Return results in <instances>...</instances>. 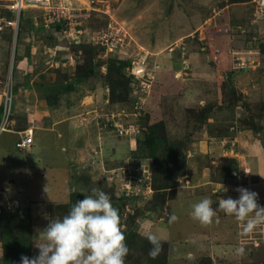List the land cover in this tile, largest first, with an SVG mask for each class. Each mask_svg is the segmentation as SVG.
<instances>
[{
  "label": "rangeland",
  "instance_id": "obj_1",
  "mask_svg": "<svg viewBox=\"0 0 264 264\" xmlns=\"http://www.w3.org/2000/svg\"><path fill=\"white\" fill-rule=\"evenodd\" d=\"M90 1L94 3V10L87 24L92 31L87 29L88 32L103 27L105 21H102V18L110 15L115 20H122L127 34L133 38L134 44L128 53L130 56L123 68L125 74L130 76L131 90L132 77L128 72L133 64L129 60L136 58L137 62L144 58L149 64L152 77L148 92L140 104L141 113L134 108L131 90L126 102L122 101L121 93L118 92L114 96L117 99L112 98L109 93V81L106 76L108 61L119 60L122 56H104L100 48L94 46L93 65L99 73L93 77L100 78L99 87L104 90V100L97 99L96 102L90 97L86 99L93 90H83L76 82L71 83L70 87L66 86L67 90L58 87L56 83L52 84L53 94L46 95L42 101L48 109L55 108L62 110L61 112L64 109L81 111L82 118L78 121L89 122L88 131H95V141L97 140V145L100 144L101 147L96 151H85L88 155H84L83 159L80 157L82 164L76 166L74 174L73 171H68L65 175L64 170L39 169L32 176H23L18 172V168L24 167L23 163L32 164L36 161L34 165L39 166L37 159L43 160L45 164V161L49 162V155L34 156L32 152H22L13 145L14 135L0 130V155L4 154L3 166L9 169V172L11 169L7 180L10 184L7 193L2 188L0 190V264H21V256H37L39 249L35 247V242L39 232L47 227L49 220L66 215L70 210L68 208L77 200L84 199V195H90L94 187L107 193L112 205L119 209L120 226L129 248L125 264H161V261L156 262L161 257H164L162 261L165 264H264V224L245 233V222L237 220L233 215L218 212L211 224L202 225L190 214L191 206L204 197L210 198L215 204L212 206L217 205L219 208V199L239 197V193L235 191L237 187L249 189L245 185L248 178L252 183L264 180V149H261L258 139L260 133L264 140V53L260 54L257 46H250L254 45L256 40L264 41L262 20L252 21V17L250 29L246 25L241 27L240 31H237L239 35L231 30L233 36L230 37L226 31L220 29L221 17L213 11L217 12V3L226 0H68L75 7H86ZM11 3V0H0V15L10 18L11 10L7 6ZM24 9L31 10V14L28 22L18 26L15 35L17 41L10 39V31L7 32L6 29L5 34H0V119L4 110V94L11 91V113L5 128L22 126L27 111L23 108L22 113L20 111L13 114V92L20 86L13 83L14 70L11 65L8 70L10 50L13 49L16 55L18 46L29 42L31 44V33L40 27L41 12L33 7ZM250 11L251 7H248L247 12ZM206 17H214L215 21L220 17V21L211 20V23ZM195 27L197 28L194 29ZM189 30L195 32L191 34ZM48 31L55 30L50 28ZM187 33L191 35L188 36ZM249 33L256 35L249 36L247 43L245 38ZM228 39L232 43L230 49L226 42ZM67 47L75 56V64L83 63L84 67V56L80 49L75 48L72 42L67 43ZM202 47H205L204 50ZM226 48L229 54L225 53ZM5 50L6 54L3 52ZM42 51L40 49V52ZM22 52L23 56L25 53ZM239 52L242 54L240 57L236 56ZM248 52L253 68L241 71L237 69L235 59L245 58ZM221 60L224 63L230 62V66L227 65V68L223 63L219 65ZM128 66L129 70L125 71ZM72 70L69 73L65 69L61 74L64 83L71 80ZM175 71H179L180 76H176ZM218 91L222 92V96L216 93ZM198 98H204L206 102L200 105ZM112 99L117 101V104L111 105L109 102ZM206 105L213 107L212 113L202 124L207 127V132L202 129L199 133L193 132V136H199L203 146H206L203 149L207 151L194 153L188 158L191 160L188 164L185 158V170L177 177L181 180L176 179L173 190L166 192L168 199L162 209L150 211L153 205L148 199L153 193V168L158 167L159 158L142 157L146 150L137 146L138 140L143 137L142 124L165 122L167 141L172 143L183 140L188 129L194 125L191 124L189 128L186 126V114L192 116L191 112L186 113L187 108H195L197 112ZM120 110L127 113L128 117L125 119L128 122L133 120L134 112L139 113L136 117L140 121L141 129L135 135L115 136L113 132L99 128L97 120H100V117ZM143 115L147 116L142 120ZM207 121H213L212 125H208ZM252 125L258 129L262 127L258 134L251 131ZM185 147L186 144L182 151ZM256 153L261 155V159L257 158L251 162L253 156L257 157ZM57 155L58 159H62L64 153L58 151ZM224 157H231L236 161L233 177H224ZM50 160L54 159L51 157ZM202 162L211 164L206 168L204 181L200 182L197 171L205 168ZM246 164L250 166L251 171L247 170ZM13 169L15 173H19L17 177L12 173ZM188 176L191 179L189 182L186 181ZM253 192L258 193V205L264 207V184L259 191ZM12 198L17 200V204L11 202ZM24 208L29 210L25 217L19 211ZM171 215H175L177 219L170 223ZM128 231H134L137 236L127 235ZM17 232L22 233L21 247H18L16 252H8L9 255L4 258L5 244ZM149 233L157 234L162 243V251L157 260L152 259L153 263L147 261L152 248L146 238ZM238 249H243V254H239Z\"/></svg>",
  "mask_w": 264,
  "mask_h": 264
},
{
  "label": "crops",
  "instance_id": "obj_2",
  "mask_svg": "<svg viewBox=\"0 0 264 264\" xmlns=\"http://www.w3.org/2000/svg\"><path fill=\"white\" fill-rule=\"evenodd\" d=\"M64 1H68V0H64ZM217 4H218L217 5L218 8L216 7L217 12L216 10H213V11H215L216 14L220 15L221 18L218 17L221 19V25H222L220 29L223 31H226L228 36L230 37L233 36V34L231 33V30L232 32L234 33L236 32V34L239 35V32L237 31L238 30L240 31L241 27H244L245 25L249 27L250 29V20L252 18V10H253L252 0H249L246 2H231L230 0H226L225 2H219ZM248 7H251L250 13L247 12ZM36 10L41 12V10L39 9H36ZM207 18H209L210 22L211 20H213V22L215 21L214 17H206V19ZM218 18H216L215 22L219 20ZM102 19H103L102 21H105V18H102ZM117 20L120 22L122 21L119 19ZM50 28H53V27L51 26ZM50 28L44 29L41 26L37 30L35 28V32L31 33L32 34V37L30 38L31 44L29 42V44H26V45L22 44L18 46L19 48H17L18 50H17L16 55L13 49H11L12 51L10 50V52L8 53L9 55L8 70L10 68L9 66L11 65L12 69L14 70L13 83L15 82L17 86H20V88L14 89V92H13V101H14V104H13L14 113L13 114L18 113L20 111L22 113L23 108H25V110L27 111H26V114H24L25 118H23L24 120L22 122V126H20L19 128L18 127L15 128L14 125L12 124L13 126H9L5 128L3 131L12 133L15 136V137L13 136L12 138L13 145H14L18 137L21 136L22 130L24 128H31L32 143L30 144L28 148H26L22 152L24 153L32 152L34 156L35 154H38V155L42 154L45 156L49 155L47 157L49 159V162L45 161V164L43 163V160L37 159V163H39L38 164L39 166L34 165V163L36 164V161L33 162L32 164L23 163L24 167L18 168V172L26 177L32 176V174L34 173L36 174L37 173L36 170L38 171L39 169L64 170L65 175L66 173H68V171L69 172L73 171V174H74L75 168H77L76 166L80 165L79 163L82 164L81 160L84 158V155L86 154L88 155V152H85V151H89V149L96 151L98 147H101L100 144L97 145L96 142L98 141L97 140L95 141V136H96L94 134L95 131H93V133H91L92 132L91 130L88 131L89 122L81 123L78 121L80 118H82L81 111L64 109V111L61 112L62 110L60 111L55 108L53 110L48 109V107H45V105L42 103L46 95H49L50 93L53 94V87H51V85L56 83L57 85L62 86V84L64 83V80H62L61 74L65 72V69H66V72L70 73V71L74 67V66L72 67V65L75 64V59H74L75 56L71 51H69V48L67 47V43H71L72 40L68 38L67 36H65V34L63 33L58 34L57 31H53V32L48 31ZM196 28L197 27H195L194 29ZM4 29H6L7 32L10 31V35L12 37L10 39H12V41H17L15 40L13 31L8 26L3 27L2 30L0 31V34L4 33L5 31ZM194 32L195 30L190 31L191 34ZM34 34L36 36H34ZM191 34L187 33L186 35L189 36ZM179 39L180 37L177 38L178 41ZM206 39H207V36H206ZM34 40H37V41H34ZM226 42H227L228 48L229 46L230 47L232 46V43L229 39ZM204 48L205 47H202L201 49L204 50ZM228 48L225 49L226 54H229ZM4 49H5V46H4ZM40 49H42L43 51L40 52ZM22 51H24L25 53L23 56L21 54L23 53ZM3 52L6 54V50ZM156 54L157 53H155V55ZM51 60L55 62H51ZM227 60L230 61V58H228ZM221 63H223V66H226V67L227 65L230 66V62L224 63L223 60H221L219 65ZM221 73H223V71H221ZM174 74L175 75L179 74V71H175ZM220 77L222 76L220 75ZM98 79L100 78L96 79L95 77H89L83 82L82 81L78 82L77 86H80V88L82 89L90 88L93 90L92 91L93 93L90 96H86V99H89L90 97L92 101L94 100L96 102H97V99L98 100L102 99V101L104 100V97H105V94L103 92L104 90L103 88H100L101 85ZM236 79L238 78L236 77ZM221 83L223 84V82ZM66 92L68 93V91ZM216 93H218L219 96H222V92L220 93V91H218ZM94 96H95V99H94ZM198 99H199L198 101L200 105H202L203 102H206L204 98H198ZM207 122H208V125H212L213 123V121H207ZM164 125H165V122H164ZM165 129H166V126H165ZM202 129L205 132H207V127H202ZM203 148H206V146H203V143L201 139L199 138V136H197V138H192L188 140L186 142V147L184 150V154H185V158L187 162L186 164H188L189 161L191 162V160L188 158L190 156L192 157L194 153L198 154V151H207V149L205 150ZM224 149H226V147ZM261 149H263L262 146H261ZM58 151L64 153V156L62 159L57 158V156L62 155V154L57 155ZM256 155H257L256 158L254 156L251 158V162H253V160L257 158L261 159V155L259 153H256ZM45 156L44 158H46ZM51 157L54 160H50ZM3 158H4V154L1 153L0 155V184H1L0 190L2 188L6 190V193H7V189L10 187V184L8 183L7 180L11 172V169L9 172V169L3 166L4 165ZM76 162L77 164H75ZM71 166H73L72 169H71ZM245 166L247 170H250L249 165L246 164ZM206 168L207 166L197 171L198 179L199 181L201 180L200 182L204 181V178H205L204 173H206V170H207ZM12 173H14V176L16 177L19 175V173L14 172V169ZM260 175H262L261 171H260ZM248 179L246 180L247 182L245 185L248 186L249 190L251 191H256V190L259 191V189H261V186L264 184V180L255 181L252 183L251 179L250 178ZM179 180L181 179L177 178V181ZM190 180H191L190 176H188L186 181L189 182ZM259 184H262V185L258 187L257 185ZM212 208L213 210L214 208H216L217 210L218 206L217 205L216 207L212 206Z\"/></svg>",
  "mask_w": 264,
  "mask_h": 264
},
{
  "label": "clouds",
  "instance_id": "obj_3",
  "mask_svg": "<svg viewBox=\"0 0 264 264\" xmlns=\"http://www.w3.org/2000/svg\"><path fill=\"white\" fill-rule=\"evenodd\" d=\"M235 191L239 197L219 199L218 210H213L210 198H202L191 206V217L209 225L218 212H224L244 221L245 233L264 224V207L257 203L258 193L243 187ZM176 219L171 215L169 222ZM120 224L119 210L113 207L110 196L94 187L90 195L77 200L62 218L49 220L35 242L39 254L32 258L21 256V264H125L129 248ZM146 238L152 245L149 256L155 259L162 251L161 240L155 233H149ZM238 253L243 254V249H238Z\"/></svg>",
  "mask_w": 264,
  "mask_h": 264
},
{
  "label": "built area",
  "instance_id": "obj_4",
  "mask_svg": "<svg viewBox=\"0 0 264 264\" xmlns=\"http://www.w3.org/2000/svg\"><path fill=\"white\" fill-rule=\"evenodd\" d=\"M11 4L7 6L11 10L10 18H6L3 14L0 15V31L3 27L8 26L16 35L18 28V18L21 9L26 7H33L41 10V23L40 26L44 29H48L51 26L58 28V34H65L72 41L90 42L94 46H98L101 49L104 56L121 55L128 58L129 50L133 47V38L129 36L125 30L124 24L112 16L107 15L103 27H97L93 32H88L84 27L88 24V19L91 12L94 10L93 1L88 2L86 7L84 6H72L68 1H55V0H11ZM253 4V20L261 21L264 23V0H252ZM171 51V49H169ZM237 54V53H236ZM235 54V55H236ZM245 58H239L242 54L239 52L235 59L237 69L250 70L253 68V63L248 58L249 52L246 53ZM130 59L129 62L133 64L128 72L132 77V90L131 96L134 99V108L141 113L140 104L149 89L151 81V72L149 64L144 61V58ZM134 62L136 64H134ZM138 63V64H137ZM129 70V66L125 67V71ZM180 74V73H179ZM177 74L176 76H178ZM5 101L3 102L4 110L2 118L0 119V130L5 128L8 115L11 113L9 102L11 99V91L5 93ZM138 104V106H137ZM138 112H134L133 120L127 121V113L124 110H120L115 113H110L100 117L97 120L99 128L107 129L113 132L116 136L130 137L140 131L141 125L136 115ZM32 143L31 128H24L21 132V136L15 141L14 146L23 151ZM140 181V179H139ZM12 203L16 204V200L12 199Z\"/></svg>",
  "mask_w": 264,
  "mask_h": 264
},
{
  "label": "trees",
  "instance_id": "obj_5",
  "mask_svg": "<svg viewBox=\"0 0 264 264\" xmlns=\"http://www.w3.org/2000/svg\"><path fill=\"white\" fill-rule=\"evenodd\" d=\"M230 1L231 2H246L249 0H230ZM30 11L31 10H29V9L28 10L27 9H21L20 10L19 18H18V26H20V23L22 25V24H25L26 22H28L27 20L29 19L30 14H31ZM84 28L92 31L91 28H89L88 26H85ZM53 29L55 31H58V28H56L55 26L53 27ZM252 35H256V34L255 33H253V34L249 33L246 36L245 40L247 43H248V37L249 36L251 37ZM72 43L74 44L75 48L80 49V53L82 54V56H84L85 66L83 67V65H82L83 63H80V64L76 63L74 65L73 73H72L73 75L70 76L71 80L66 81L62 85V86H65V88H63L62 86H58V87H61L62 89H65V90H67L66 86L69 85V87H70L71 83L74 84V83H76V82L78 83L80 81L83 82L86 79H88L89 77H93L99 73L98 70L96 68H94V65H93L94 64L93 59H94L95 53L93 54L94 48H92V47H94V45H92L90 42H82V41H80L79 43L72 41ZM253 44L254 45H250V46H252V48H256V46H257L259 53L260 54L264 53V41L261 42L259 40H256ZM250 46H248V47H250ZM127 60L128 59H126V58L125 59L120 58L119 60L110 59L108 61L107 67H106V76L108 77L107 79L109 81V83H108L109 93H110L112 98H114V96L118 92L121 93V95L123 96V98H122L123 102L127 101L128 94L131 90L130 86H129L130 80H131L130 76H127L123 70L125 64L127 63L126 62ZM125 86H126V90H125ZM114 99H117V97H115ZM109 103H111V105H114V104H117V101H114L112 99ZM212 109H213V107L211 105L202 106L201 109L198 110L199 112L198 111L195 112L196 111L195 108H187L186 113L191 112L192 116H189L186 114V126L189 128L191 124H194L191 128L192 130L188 129L187 135H186V137L183 138V140H178V141L172 142V143L167 141L163 122L159 121V122H155V123H152L149 125L148 124H144V125L142 124V127H144L143 128V137L141 140L140 139L138 140L137 146L140 149L145 148V150H146V151H144V154L142 155V157L148 156L149 158H154V157L159 158L158 167L155 166L153 168V166H151V168H153L154 172L161 174L158 176V174L156 175L153 172V177H155L153 184H152L153 193H152L151 198L148 199L151 201V204L153 205L150 208V211H155V209H158V208L162 209L165 201L168 199L165 196L166 192L168 190H173V188L176 184L175 181H176L177 177L179 176L180 173H183L185 170L184 169L185 168L184 167L185 154H184V151H182V150L184 149V146L188 140H190L192 138H197L198 135L193 136V132L199 133V131L203 127L202 126L203 122H205L206 119L208 118V116L212 113ZM0 113H1V107H0ZM146 116L147 115H143L142 120ZM250 127H251L250 128L251 131L253 133H257V134L259 133V130L262 129V127H259V129H258L257 127H255L253 125ZM258 136H259L258 139L260 141V145L264 149V140L262 138V135H260V133H259ZM157 150H159V151H157ZM223 159L226 161V166L224 167V170H225V173H224L225 176L224 177H228V176L233 177L234 176V170L233 169L236 167L235 166L236 165L235 159H233L231 157H224ZM201 164H204L205 166L209 167V165L211 163L210 162H206V163L202 162ZM68 209H70V208H68ZM19 211L25 217L28 215L29 210L27 208H24V209L19 210ZM11 220H13L12 217H11ZM127 235L137 236V234L134 231H128ZM22 240H23V237H22L21 232H17L14 236H12L10 238L9 242H7V244H5V247L3 250V252H4L3 257L6 258L7 255H9V254H7L8 252H11V251L16 252L17 250H19L18 247H21L20 243L22 242ZM148 257H147V261L152 262V258L150 256H148ZM163 259H164V257H161L160 260L158 258V261H156L157 259L155 261L156 262L161 261V264H165L164 261H162Z\"/></svg>",
  "mask_w": 264,
  "mask_h": 264
}]
</instances>
